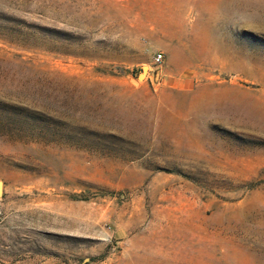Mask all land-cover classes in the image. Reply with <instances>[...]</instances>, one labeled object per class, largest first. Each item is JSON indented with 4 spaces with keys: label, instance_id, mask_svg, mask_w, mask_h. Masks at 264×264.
<instances>
[{
    "label": "rangeland",
    "instance_id": "374dc122",
    "mask_svg": "<svg viewBox=\"0 0 264 264\" xmlns=\"http://www.w3.org/2000/svg\"><path fill=\"white\" fill-rule=\"evenodd\" d=\"M0 264H264V0H0Z\"/></svg>",
    "mask_w": 264,
    "mask_h": 264
},
{
    "label": "built area",
    "instance_id": "2783aa9c",
    "mask_svg": "<svg viewBox=\"0 0 264 264\" xmlns=\"http://www.w3.org/2000/svg\"><path fill=\"white\" fill-rule=\"evenodd\" d=\"M161 61H162V55L161 54H156L155 56H154V64H156V65H159L160 63H161Z\"/></svg>",
    "mask_w": 264,
    "mask_h": 264
},
{
    "label": "water",
    "instance_id": "95a60500",
    "mask_svg": "<svg viewBox=\"0 0 264 264\" xmlns=\"http://www.w3.org/2000/svg\"><path fill=\"white\" fill-rule=\"evenodd\" d=\"M142 72H144V70H142ZM142 75V73H140L139 77Z\"/></svg>",
    "mask_w": 264,
    "mask_h": 264
}]
</instances>
